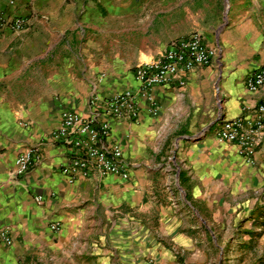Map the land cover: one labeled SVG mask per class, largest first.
<instances>
[{"label": "crops", "instance_id": "0c3cea01", "mask_svg": "<svg viewBox=\"0 0 264 264\" xmlns=\"http://www.w3.org/2000/svg\"><path fill=\"white\" fill-rule=\"evenodd\" d=\"M8 1L0 11L30 25L0 31V229L11 239L0 264H161L171 243L187 260L206 257L211 194L218 213L249 212L244 228H264V132L253 164L215 137L220 121L264 105V87L245 86L264 67V0ZM191 32L213 51L210 65L153 86L156 115L139 98L135 119L110 121L105 144L129 178L64 177L67 149L49 139L61 112L85 113L92 94L137 92L134 68ZM171 134L178 153L164 157ZM26 149L28 170L15 175Z\"/></svg>", "mask_w": 264, "mask_h": 264}, {"label": "built area", "instance_id": "2783aa9c", "mask_svg": "<svg viewBox=\"0 0 264 264\" xmlns=\"http://www.w3.org/2000/svg\"><path fill=\"white\" fill-rule=\"evenodd\" d=\"M13 0L8 1L12 6ZM30 20L25 17H10L0 11V31L4 29L19 33L26 30ZM213 51L203 42L198 33H190L172 41L167 50L155 60L137 65L134 80L139 90L116 92L107 98L92 94L87 99V111L63 110L57 128L49 135L52 142H60L67 149L66 162L60 173L70 182L95 178L102 180L114 176L122 181L129 178L128 166L122 152L115 145L107 146L105 141L111 134L110 121L131 120L138 115V99L149 104V111L156 115L158 106L152 96V87L168 84L193 70H201L210 65ZM246 89L254 92L264 87V67L250 73L245 78ZM264 132V105L248 111L242 117L219 122L215 137L218 141L234 144L237 153L249 164L254 162L255 148L260 134ZM30 151H21L14 159L13 173L22 175L28 170ZM41 201V197L37 198ZM49 229L58 233L60 223L51 224ZM0 243L11 245L7 229H0Z\"/></svg>", "mask_w": 264, "mask_h": 264}, {"label": "rangeland", "instance_id": "374dc122", "mask_svg": "<svg viewBox=\"0 0 264 264\" xmlns=\"http://www.w3.org/2000/svg\"><path fill=\"white\" fill-rule=\"evenodd\" d=\"M3 2H6V0H3ZM176 143L173 141L171 134L165 141L160 153L164 157L176 156L178 153V148L175 146ZM168 164L170 165V163ZM175 193H177L176 189ZM147 196L153 198L154 194L150 193ZM181 197L184 201L187 200V196L183 192ZM211 198H213L214 202L211 204L212 208L209 216L211 236L207 256H203L199 250L198 253H194V259L187 260L186 253H184L183 257H180V255L175 254V251L170 250L173 248L171 243L167 246L170 248L168 249L171 251L169 253L171 257L168 260H164L161 264H264V243L259 240V236L264 233V228L259 227L257 232H248L244 225L250 219L249 212L239 215L238 210L234 211L230 208L218 213V201L213 197V194H211ZM229 198L231 199L232 196L229 195L227 199L229 200ZM194 210L197 209L195 208ZM153 229L150 230L149 228V231H153ZM245 236H248L249 239L243 238Z\"/></svg>", "mask_w": 264, "mask_h": 264}]
</instances>
